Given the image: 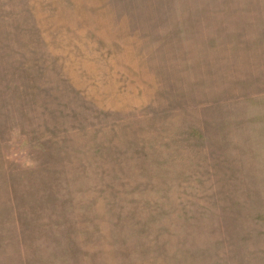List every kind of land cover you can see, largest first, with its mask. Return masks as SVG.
<instances>
[{"label": "rangeland", "instance_id": "1", "mask_svg": "<svg viewBox=\"0 0 264 264\" xmlns=\"http://www.w3.org/2000/svg\"><path fill=\"white\" fill-rule=\"evenodd\" d=\"M0 264H264V0H0Z\"/></svg>", "mask_w": 264, "mask_h": 264}, {"label": "trees", "instance_id": "2", "mask_svg": "<svg viewBox=\"0 0 264 264\" xmlns=\"http://www.w3.org/2000/svg\"><path fill=\"white\" fill-rule=\"evenodd\" d=\"M19 240H20L19 242L22 243V239H21V237H19ZM22 261H23V260H22Z\"/></svg>", "mask_w": 264, "mask_h": 264}]
</instances>
